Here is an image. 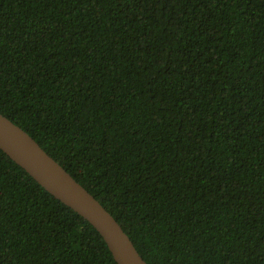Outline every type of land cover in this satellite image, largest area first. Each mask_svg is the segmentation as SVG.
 I'll use <instances>...</instances> for the list:
<instances>
[{
    "label": "trees",
    "instance_id": "1",
    "mask_svg": "<svg viewBox=\"0 0 264 264\" xmlns=\"http://www.w3.org/2000/svg\"><path fill=\"white\" fill-rule=\"evenodd\" d=\"M0 113L148 264H264V0H0ZM0 264H117L0 149Z\"/></svg>",
    "mask_w": 264,
    "mask_h": 264
},
{
    "label": "water",
    "instance_id": "2",
    "mask_svg": "<svg viewBox=\"0 0 264 264\" xmlns=\"http://www.w3.org/2000/svg\"><path fill=\"white\" fill-rule=\"evenodd\" d=\"M0 149L46 191L84 217L117 264H148L115 217L20 126L0 113Z\"/></svg>",
    "mask_w": 264,
    "mask_h": 264
}]
</instances>
